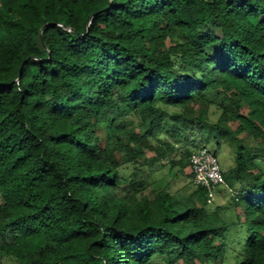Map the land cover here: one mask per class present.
Listing matches in <instances>:
<instances>
[{
	"label": "trees",
	"instance_id": "16d2710c",
	"mask_svg": "<svg viewBox=\"0 0 264 264\" xmlns=\"http://www.w3.org/2000/svg\"><path fill=\"white\" fill-rule=\"evenodd\" d=\"M0 198V264H264V0H0Z\"/></svg>",
	"mask_w": 264,
	"mask_h": 264
},
{
	"label": "rangeland",
	"instance_id": "374dc122",
	"mask_svg": "<svg viewBox=\"0 0 264 264\" xmlns=\"http://www.w3.org/2000/svg\"><path fill=\"white\" fill-rule=\"evenodd\" d=\"M217 117V115L212 116V121H216ZM205 139L206 141H203L202 144L197 143L198 147H204L210 153L214 154L218 158L223 173H229L234 167V146L232 141L225 135L218 134L214 131L209 132V130H206ZM163 177H165L167 181L172 179V176H167L166 172L158 173L153 176L155 180H160ZM181 186L182 184H178L176 188ZM217 192L219 196H217L214 203L219 205L226 204L230 192L226 191L225 186H220ZM2 202L0 198V204Z\"/></svg>",
	"mask_w": 264,
	"mask_h": 264
},
{
	"label": "built area",
	"instance_id": "2783aa9c",
	"mask_svg": "<svg viewBox=\"0 0 264 264\" xmlns=\"http://www.w3.org/2000/svg\"><path fill=\"white\" fill-rule=\"evenodd\" d=\"M191 169L195 182L207 189L209 204L215 202L220 186L228 187L218 158L208 150H202L192 155Z\"/></svg>",
	"mask_w": 264,
	"mask_h": 264
}]
</instances>
